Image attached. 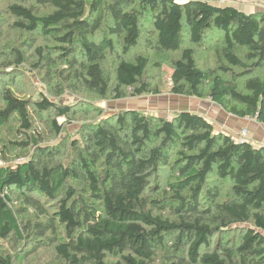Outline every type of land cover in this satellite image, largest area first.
<instances>
[{
  "label": "trees",
  "instance_id": "16d2710c",
  "mask_svg": "<svg viewBox=\"0 0 264 264\" xmlns=\"http://www.w3.org/2000/svg\"><path fill=\"white\" fill-rule=\"evenodd\" d=\"M0 14L32 43L39 31L56 40L37 48L34 67L58 53L67 87L102 99L160 94L146 80L149 57L136 52L144 42L165 55L172 93L264 123L263 11L206 0H7ZM5 44L0 81L25 73L24 53ZM198 47L213 49L218 67L199 66ZM12 84L0 88V133H10L0 143L16 153L0 165V264H25L18 246L30 242L52 248L43 264H264V146L187 110L130 109L83 122L73 138L58 119L71 121L82 100L22 97Z\"/></svg>",
  "mask_w": 264,
  "mask_h": 264
},
{
  "label": "rangeland",
  "instance_id": "374dc122",
  "mask_svg": "<svg viewBox=\"0 0 264 264\" xmlns=\"http://www.w3.org/2000/svg\"><path fill=\"white\" fill-rule=\"evenodd\" d=\"M6 2L7 0H0V8L5 6ZM0 20L3 22L2 30L4 29V32L7 31L2 41L4 43L0 47V63L4 62V60H6L5 62H9L11 60L9 58V55L11 54V45L6 46L5 43L17 44L14 46L20 48V50L25 55V64L22 67V72L25 73L17 77L13 75L7 76L8 72L3 73V77H1L0 81V88L6 83L11 84L12 82L16 92L22 97L38 96L40 91H42L45 92L50 98L63 103H77L78 101L82 100L79 105L84 103L85 106L81 105L76 107L75 115L72 117L71 121H67V118L65 117H59L58 119L60 122L67 124V133L73 138L78 134L76 129H78L83 124V122L92 121L96 118L116 115L122 111L130 109L139 110L149 115L151 114L155 116H165L172 118L178 112L183 111V109L199 108L195 107V104H200V102H203V100L186 96H178L177 94L171 92L170 76L173 71L171 66L166 61L164 54L158 53L153 48L148 47L144 42L136 52L145 53L149 57L150 63L146 74V80L153 88L158 87L162 91L160 94H143L141 96H133L131 95L129 89H123L126 94L123 98L114 99L111 96L102 99L99 98L95 93L82 89L83 87L81 85H77L75 88L67 87L68 81L64 78V73L66 72L65 64L62 63L59 58H57L56 54L58 53L52 54V58H55L54 62L49 63L45 60L40 65L39 69L34 67V63L37 62L39 58L37 48L43 47L44 52H46L48 49L46 46H53L56 44V40L51 39L49 36L43 35L39 31L32 35L35 38L34 43H32V41L29 40L31 36L30 33L26 34L22 31L12 29V17H7L6 15L0 14ZM151 33L152 31L145 30L146 36L151 35ZM209 44L210 41L205 45ZM215 46L216 45H211L212 48H215ZM208 47H210V45ZM210 50L213 51L211 48ZM210 50L202 47L197 48V60L199 66L203 68L218 67V62ZM110 65L111 64L109 62L108 67H111ZM113 75L114 74L112 73V78ZM237 84L238 86L243 87L244 82L242 80H238ZM62 90L64 91L63 94L59 95V92ZM48 123L49 120L46 117L43 119L38 118V125L43 131L48 130L50 126ZM9 134V131L6 133H0V142ZM78 136L80 137V135ZM2 144L3 143H0V165L11 162L12 156L16 154L12 153L9 148L3 146ZM16 158L18 159L19 157L17 156L15 159ZM169 174L170 170L166 169V172L158 177V181L161 186L166 187V180L169 177ZM33 195L38 198H42L38 194ZM15 205H23L19 192H16ZM36 246L37 245L34 243L31 244V242L29 245L25 244L23 247L20 245L18 246L20 249V254H22L24 249H26V254H28V257L23 260L25 264H43L44 262L46 263L52 260L51 255H53V250L50 246H47V248L38 246V249H35ZM55 264L57 263L55 262Z\"/></svg>",
  "mask_w": 264,
  "mask_h": 264
},
{
  "label": "crops",
  "instance_id": "0c3cea01",
  "mask_svg": "<svg viewBox=\"0 0 264 264\" xmlns=\"http://www.w3.org/2000/svg\"><path fill=\"white\" fill-rule=\"evenodd\" d=\"M179 2H187L189 0H178ZM220 6H234L246 13H254L258 11L264 12V0H206ZM183 96V95H178ZM192 97L203 100L200 104L196 103L197 109H183L199 113L209 119L214 124L217 131L230 134L233 137H239L244 128L248 129V138L257 146H264V123L259 122L253 117H238L227 112L221 105L215 103L210 98ZM208 99V100H207ZM199 102V101H197Z\"/></svg>",
  "mask_w": 264,
  "mask_h": 264
},
{
  "label": "built area",
  "instance_id": "2783aa9c",
  "mask_svg": "<svg viewBox=\"0 0 264 264\" xmlns=\"http://www.w3.org/2000/svg\"><path fill=\"white\" fill-rule=\"evenodd\" d=\"M248 129L244 128L241 135L239 137H236L238 140H245L248 138Z\"/></svg>",
  "mask_w": 264,
  "mask_h": 264
}]
</instances>
